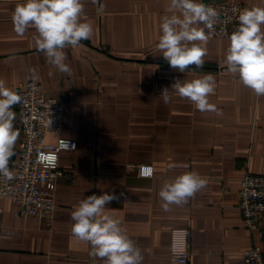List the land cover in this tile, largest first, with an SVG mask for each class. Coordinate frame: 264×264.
<instances>
[{"label": "crops", "instance_id": "0c3cea01", "mask_svg": "<svg viewBox=\"0 0 264 264\" xmlns=\"http://www.w3.org/2000/svg\"><path fill=\"white\" fill-rule=\"evenodd\" d=\"M21 2L0 0V79L13 91L33 81L64 101L61 136L77 149L60 154L52 227L23 218L12 200L0 197V264H103L72 234L71 214L83 198L104 193L117 197L105 212L121 221L142 264H176V230L187 233L186 264H240L253 246L264 252V231H248L238 207L246 174L264 175V96L227 72L229 40L208 38L203 66L181 73L155 49L170 0H85L82 22H91L93 35L66 49L71 72L61 73L35 47L33 27L23 35L14 31L12 13ZM199 2L264 7V0ZM207 74L215 79L209 102L220 114L198 111L171 91L175 79ZM164 88L168 104L160 97ZM13 111L19 138L11 167L22 140L17 105ZM47 141L55 144L57 137ZM143 165L153 167V177L138 176ZM186 171L207 179V186L164 211L162 185Z\"/></svg>", "mask_w": 264, "mask_h": 264}, {"label": "clouds", "instance_id": "9594fccd", "mask_svg": "<svg viewBox=\"0 0 264 264\" xmlns=\"http://www.w3.org/2000/svg\"><path fill=\"white\" fill-rule=\"evenodd\" d=\"M84 10L85 0H22L12 13L13 28L18 35H23L33 27L37 50L59 72L70 73L65 63L66 49L90 39L94 31L91 22H82ZM169 13L162 17L156 51L173 70L184 73L192 65L201 68L206 55L203 42L214 31L220 13L199 0H170ZM237 21L238 26L228 36L226 70L257 96H264V7L240 10ZM169 91L164 88L160 95L165 104L171 101ZM171 91L190 101L198 111L220 114L209 102V96L215 91V79L211 74L195 79H175ZM20 102L21 97L0 79V175L4 177L11 175L8 162L19 138L13 123L16 115L13 108ZM207 183V179L194 171L166 181L158 194L162 209L169 211L172 205L188 203ZM114 199L117 197L109 193L83 198L71 214L72 234L87 242L89 255L99 258L103 264H142L141 250L126 235L121 221L105 212V205Z\"/></svg>", "mask_w": 264, "mask_h": 264}, {"label": "built area", "instance_id": "2783aa9c", "mask_svg": "<svg viewBox=\"0 0 264 264\" xmlns=\"http://www.w3.org/2000/svg\"><path fill=\"white\" fill-rule=\"evenodd\" d=\"M207 5L220 13L214 31L209 35L214 39H228L238 26L239 11L250 8L237 2ZM14 91L21 97L17 108L22 140L18 161L14 167L8 165L10 177L0 175V197L12 200L23 218L33 217L50 228L57 206V181L62 175L60 154L75 151L77 143L61 136L64 101L46 95L42 86L33 81L17 85ZM48 135L57 137L55 144L48 143ZM153 175L152 166L143 165L138 170L141 178ZM238 207L248 231L252 234L264 231V175L246 174L238 194ZM186 235L185 231H174L171 257L176 264H186L189 260ZM240 264H264V252L259 246H253L244 251Z\"/></svg>", "mask_w": 264, "mask_h": 264}]
</instances>
